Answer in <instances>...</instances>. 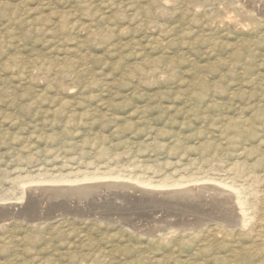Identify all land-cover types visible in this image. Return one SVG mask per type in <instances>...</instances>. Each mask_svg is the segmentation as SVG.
Segmentation results:
<instances>
[{
    "label": "rangeland",
    "instance_id": "obj_1",
    "mask_svg": "<svg viewBox=\"0 0 264 264\" xmlns=\"http://www.w3.org/2000/svg\"><path fill=\"white\" fill-rule=\"evenodd\" d=\"M262 152L264 0H0V264H208L217 247L241 250L233 264L264 259ZM103 172L220 178L255 214L160 239L146 235L159 196L41 190Z\"/></svg>",
    "mask_w": 264,
    "mask_h": 264
},
{
    "label": "bare ground",
    "instance_id": "obj_2",
    "mask_svg": "<svg viewBox=\"0 0 264 264\" xmlns=\"http://www.w3.org/2000/svg\"><path fill=\"white\" fill-rule=\"evenodd\" d=\"M261 140V139H260ZM261 143V142H260ZM218 147H220V146H218ZM247 148V147H246ZM219 150V149H218ZM218 150H216L217 152H218ZM222 150V149H221ZM247 150V149H246ZM242 151V150H241ZM243 152V151H242ZM214 153V152H213ZM262 155H261V157L264 155V152H262L261 153ZM238 155V154H237ZM260 157V158H261ZM259 159V158H258ZM178 160V159H177ZM189 160V159H188ZM261 160V159H260ZM259 160V161H260ZM244 163V162H243ZM243 163H241V164H243ZM160 164V163H159ZM245 164V163H244ZM232 166V165H231ZM230 166V167H231ZM234 166V165H233ZM239 167H240V163H239V165H238ZM237 166V167H238ZM242 166H244V165H242ZM249 166H251V165H249ZM264 167V166H263ZM233 169H235V168H233ZM240 169V168H239ZM239 169H236V170H239ZM243 169V168H242ZM109 170H110V168H109ZM248 170V169H247ZM97 171V170H96ZM96 171H94V173L96 172ZM111 171H112V169H111ZM110 171V172H111ZM252 171V170H251ZM82 172V171H81ZM101 172V171H100ZM106 172H108V171H106ZM106 172H103L105 175H103V176H98V175H88L89 173H91L92 174V172H89V173H87V175H83V177H81L80 179L78 178V177H74V179H72V177H70L72 180H70L69 179V177L67 176V177H58V178H55V179H50V181L49 182H51V183H60V184H62V186H60L59 184H58V186H52V185H49V187H43V188H41V190L43 189V190H48V192H49V194H51V195H57L56 197L58 198L59 196H62L63 197V195L65 196H73V197H75V198H77V199H82V198H88L89 196H92L93 197V192L97 189V191H99L98 189L100 188V190H101V188H103V187H105V188H103L104 190H106V188L108 189V190H112L114 193L115 192H122V193H126V194H128V193H133L132 195H134V193H138L139 195H137V196H139V197H144V199L145 198H149V197H151L150 199H156L158 196L161 198V202H160V204L162 205L161 207H162V209H174V210H176L177 211V213L180 211L181 212V210L183 211V212H185V213H189V215L191 216V215H193V217L191 218V219H183V220H181V218H179V217H176V215H174V214H171V212H170V210H166V211H163L162 209H160V207H159V209H160V211H162L161 212V216L159 217V218H152L153 217V215H152V219L150 220V222H151V229L149 228V231H148V233L146 234V235H152V236H154V235H156L157 233H159V234H157V235H159L158 237H160V239H162V238H165V236H166V234H168L169 232H173L175 229H173L172 227L173 226H169V228H168V230L166 231V232H163L162 233V229L165 227V225L167 226L168 224L169 225H171V224H175V223H180V226H178V227H180V229H181V227L182 228H184L185 230H188V229H190V231L191 230H193V229H195L196 230V228H197V230H198V228H202V227H204V226H206V224L208 225V223L209 224H211L210 222H217V223H219V225L220 226H224L225 228H228V230H229V228L231 227V228H233V227H235V226H237V228H239L238 226H241V227H244V226H246L247 225V223H250L249 221H251V218L252 217H254V215H253V213L255 214V212H253V209H254V206L255 205H248V204H246V202H245V200L243 199V197H242V191H240V189L238 188V187H235L234 185H232V184H227L226 182H223L222 180H220V181H217V180H219L220 178H218L217 180H213V179H209L208 177H203V178H196V179H191V180H175V179H172V178H170L171 176H170V174H168L170 177H168L169 179H161V180H158L156 183H152V182H145V181H143L142 179H140V178H134V179H132L131 177H130V180L132 179V180H134V183L135 184H133V183H131V181H130V183L129 182H118L117 180V182H107V183H100L101 181L100 180H102L103 178H111L112 177V174L111 173H108V174H106ZM113 172V171H112ZM239 172V171H238ZM248 172H250V169H249V171ZM264 172V171H263ZM76 173V172H75ZM75 173L73 174V176L75 175ZM93 173V174H94ZM114 173V172H113ZM237 173V172H236ZM242 173V172H241ZM83 174V173H82ZM239 174V173H238ZM250 174V173H249ZM76 175H79V174H76ZM100 175H102V173L100 174ZM166 175V174H165ZM242 175V174H241ZM257 175V174H256ZM137 176H139V175H137ZM234 176H236V175H234ZM245 176V175H244ZM141 177V176H140ZM167 177V176H166ZM241 177V176H240ZM243 177V176H242ZM251 177V176H250ZM254 176L252 175V178H253ZM120 178V176H118V174H117V176H113V180L114 179H119ZM251 178V180H253ZM121 179V178H120ZM248 178L246 177V180H247ZM258 179V178H257ZM93 181L94 183H89L90 181ZM96 180H98V181H100V182H97ZM105 180V179H104ZM125 180V179H124ZM225 180V179H224ZM250 180V179H249ZM248 180V181H249ZM48 181V180H47ZM83 181H89L88 183H83ZM103 181V180H102ZM109 181V180H108ZM129 181V180H128ZM261 181H262V179H261ZM30 182H31V180H30ZM33 182V181H32ZM31 182V183H32ZM36 182H38V181H36ZM82 183V184H76V183ZM209 182H214L215 184H217V185H215L214 183H212V184H209ZM231 182V181H230ZM252 182V181H251ZM250 182V183H251ZM63 183H68V185H66V184H64L63 185ZM69 183H71L70 185H69ZM73 183H75V185L73 184ZM233 184H234V181H233ZM236 184V183H235ZM243 184V183H242ZM260 184V183H259ZM258 184V185H259ZM262 184V183H261ZM26 185V184H25ZM41 185V184H40ZM44 185V184H43ZM47 185V184H46ZM138 185H144L143 187L144 188H142V187H138ZM251 185H253L252 183L250 184V186ZM264 185V184H263ZM262 185V186H263ZM31 186V185H30ZM35 186V185H34ZM147 186L148 187H152L153 189H161V190H163V189H165V191H158V190H156V191H154V190H151V189H147ZM261 186V185H260ZM261 186V187H262ZM253 187V186H252ZM24 188V187H23ZM258 188V187H257ZM38 189V188H37ZM245 189V188H244ZM36 190V189H35ZM250 190V189H249ZM251 190H253L252 188H251ZM255 190H256V188H255ZM254 190V191H255ZM257 190H259V189H257ZM112 191H109V192H112ZM263 191H264V187H263ZM104 192H106V191H103V193ZM112 192V193H113ZM248 192V191H247ZM251 192V191H250ZM257 192V191H256ZM40 193V192H39ZM42 193H43V191H42ZM45 193H47V192H45ZM108 193V192H107ZM253 193V192H252ZM48 194V195H49ZM95 194V193H94ZM109 194H111V193H109ZM248 194V193H247ZM250 194V193H249ZM261 194V193H260ZM106 195V194H105ZM115 195V194H114ZM114 195H112V197L114 196ZM257 195V194H256ZM101 196V195H100ZM109 196V195H108ZM128 196V195H127ZM131 195H129V197H130ZM55 197V196H54ZM104 197V196H103ZM102 197V198H103ZM111 197V196H110ZM111 197V198H112ZM115 197V196H114ZM158 197V198H159ZM252 197V196H251ZM263 197H264V195H263ZM15 198V197H14ZM61 198V197H60ZM66 198V197H65ZM71 198V197H70ZM74 198V199H75ZM109 198V197H108ZM135 198H137V197H135ZM246 198V197H245ZM248 198H249V196H248ZM56 199V198H55ZM76 199V200H77ZM101 199V198H100ZM113 199H117V198H113ZM153 199V200H154ZM253 199V198H252ZM20 200V199H19ZM42 200V199H41ZM68 200V199H67ZM118 200V199H117ZM259 200H261V198H259ZM124 201V200H123ZM142 201V200H141ZM156 200H154L153 202H155ZM160 201V200H159ZM254 201H255V198H254ZM24 202V201H23ZM55 202V201H54ZM153 202H151V203H153ZM157 202H158V200H157ZM256 202V201H255ZM258 202V201H257ZM256 202V203H257ZM261 202V201H260ZM264 202V201H263ZM263 202H261V203H263ZM109 203V202H108ZM121 203V202H120ZM141 203V202H140ZM159 203V202H158ZM248 203V202H247ZM253 203V202H252ZM255 203V204H256ZM18 204V203H17ZM39 204V203H38ZM88 204V203H87ZM132 204V203H131ZM157 204V203H156ZM159 204V205H160ZM260 204V203H259ZM49 205V204H48ZM125 205V204H124ZM123 205V206H124ZM127 205V204H126ZM125 205V206H126ZM128 205H129V203H128ZM127 205V206H128ZM151 205V204H150ZM263 205V204H262ZM57 206V205H56ZM64 206V205H63ZM102 206V205H101ZM130 206V205H129ZM140 206V205H139ZM199 206H202V209L204 208V210H202L203 212V215H202V213H201V215L198 217V213H197V211L199 212V210H197L196 211V208L197 207H199ZM260 206V205H259ZM264 206V205H263ZM116 206H114V208H115ZM137 207V206H136ZM155 207V206H154ZM153 207V208H154ZM83 208V207H82ZM122 208V207H121ZM125 208V207H124ZM129 209H130V207H128ZM138 208V207H137ZM157 208V207H156ZM261 208V207H260ZM259 208V209H260ZM51 209V208H50ZM117 209V208H116ZM147 209V208H146ZM179 209H181V210H179ZM250 209L252 210V213L250 212L249 213V211H250ZM21 210V209H20ZM80 210V209H79ZM103 210V209H102ZM134 210V209H133ZM143 210V209H142ZM179 210V211H178ZM264 210V209H263ZM113 211V210H112ZM115 211V210H114ZM120 211V210H119ZM125 211V210H124ZM148 211H151V213H152V211H154V210H151L150 208L148 209ZM173 211V210H172ZM201 211V210H200ZM259 211V210H258ZM261 211H262V209H261ZM10 212V211H9ZM70 212V211H69ZM121 212H123V211H121ZM154 212H156V210L154 211ZM174 212V211H173ZM117 213V212H116ZM163 213V214H162ZM164 213H165V215H164ZM182 213V212H181ZM181 213H179L180 215H182ZM192 213V214H191ZM217 213H219L220 215L219 216H217V217H215V214H217ZM263 213V212H262ZM102 214V213H101ZM149 214V213H148ZM154 214V213H153ZM200 214V213H199ZM253 216H252V215ZM95 215V214H94ZM110 215V214H109ZM150 215V216H151ZM156 215V214H155ZM178 215V214H177ZM186 215V214H185ZM188 215V216H189ZM259 215V214H258ZM260 215H262V214H260ZM264 215V214H263ZM76 216V215H75ZM107 216V215H106ZM123 216V215H122ZM150 216H148V215H146L145 216V219H146V217L147 218H150ZM157 216V215H156ZM159 216V215H158ZM183 216V215H182ZM187 216V215H186ZM185 216V217H186ZM130 217V216H129ZM129 217L128 216H126V217H124L123 219L126 221V219H129ZM167 217H170V218H173L174 220H172L171 222H167ZM134 218V217H133ZM262 218V217H261ZM108 219H109V217H108ZM111 219V218H110ZM120 219H121V217H120ZM118 220V219H117ZM129 220H132V219H129ZM254 220H256V219H254ZM263 220V219H262ZM105 221V220H104ZM135 221L136 220H133V221H131V222H121V224H124L126 227L128 226V225H134V224H136L135 223ZM258 221H259V219H258ZM212 222V223H213ZM260 222H261V220H260ZM260 222H258V223H260ZM264 222V221H263ZM116 223H118V222H116ZM145 223V222H144ZM253 223V222H252ZM255 223H257V222H255ZM254 223V224H255ZM143 224V223H142ZM163 225V226H161V225ZM253 224V225H254ZM137 225V224H136ZM215 225V224H214ZM260 225V224H259ZM121 226H123V225H121ZM135 226V225H134ZM137 226H139V224L137 225ZM210 226V225H209ZM222 226V227H223ZM208 227V226H207ZM212 227V226H211ZM255 227H257V226H255L254 225V228ZM132 228H133V226H132ZM177 228V227H176ZM247 228V227H246ZM251 228V227H250ZM146 229H148L147 227H146ZM167 229V228H166ZM203 229V228H202ZM216 229H219V228H217L216 227ZM233 229H236V227L235 228H233ZM241 229V228H240ZM262 229H264V228H262ZM261 229V230H262ZM144 230H145V228H144ZM181 230H183V229H181ZM255 230V229H254ZM169 231V232H168ZM178 231V230H177ZM177 231H174V233H176ZM257 231V230H256ZM260 231V230H259ZM134 232V231H133ZM184 232V231H183ZM188 232H189V230H188ZM236 232V231H235ZM250 232H251V229H250ZM263 231H261V233H262ZM220 233V232H219ZM260 233V234H261ZM171 234V233H170ZM190 234V233H189ZM192 234H194L193 232H192ZM207 234V233H206ZM253 234V233H252ZM257 234H259V232L257 233ZM259 234V237L261 236ZM222 235V234H221ZM236 235V234H235ZM250 235V234H249ZM262 235H263V233H262ZM171 236V235H170ZM191 236V235H190ZM194 236H196V235H193V237ZM220 236V235H219ZM253 236V235H252ZM175 237V236H174ZM211 236H209V238H210ZM232 237V236H231ZM264 237V236H263ZM221 238V237H220ZM249 238V237H248ZM262 238V237H261ZM226 239V238H225ZM212 240V239H211ZM227 240V239H226ZM239 240V239H238ZM255 240V239H254ZM209 241V240H208ZM207 241V242H208ZM228 241V240H227ZM230 241V240H229ZM257 241V240H256ZM260 241V240H259ZM205 242V241H204ZM203 242V243H204ZM262 242V241H261ZM183 243V242H182ZM238 243V242H237ZM255 243H257V242H255ZM260 243V242H259ZM200 244H202V243H200ZM205 244V243H204ZM263 244H264V242H263ZM235 245V244H234ZM238 245H240V244H238ZM237 245V246H238ZM248 245V244H247ZM247 245H246V247H247ZM252 245H253V243H252ZM251 245V246H252ZM258 245V244H257ZM215 246H217V245H215ZM231 246V245H230ZM250 246V247H251ZM212 247V246H211ZM240 247H245V244H244V246H243V244H242V246H240ZM253 247V246H252ZM215 248V247H214ZM254 248V247H253ZM255 248H256V246H255ZM262 248H263V246H262ZM240 249H242V248H240ZM244 249V248H243ZM242 249V251H244ZM250 249V248H249ZM259 249H261V246L259 247ZM219 250V248L217 247L216 248V250L213 252V254H211V257H210V261L209 260H207L208 261V264H215V263H217V262H220V263H226V264H233L232 263V261H231V258L232 259H234V257H237V256H240V251L239 250H237V248L236 249H233V248H231L230 250H227L226 252H227V254H223V252H220V251H218ZM208 251V250H207ZM247 251V250H246ZM256 251H257V249H256ZM260 251V250H259ZM258 251V252H259ZM263 251H264V248H263ZM245 252V251H244ZM247 252H249V251H247ZM246 252V254H248ZM254 253V252H253ZM252 253V254H253ZM242 254V253H241ZM245 254V253H244ZM260 254V253H259ZM205 255H206V253H205ZM243 255V254H242ZM241 255V256H242ZM254 256V255H253ZM246 259V258H245ZM236 260H237V258H236ZM236 260H233V261H235V262H237ZM203 262V261H202ZM229 262H231V263H229ZM250 262V264H264V259L263 258H259L258 260H250L249 261ZM196 263V262H195ZM194 263V264H195ZM199 264V263H198ZM201 264V263H200ZM237 264V263H236Z\"/></svg>",
    "mask_w": 264,
    "mask_h": 264
}]
</instances>
